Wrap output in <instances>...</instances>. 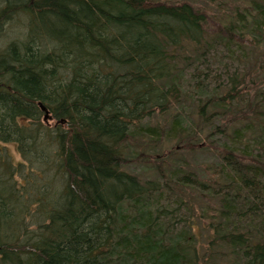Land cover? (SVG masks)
I'll return each mask as SVG.
<instances>
[{
    "label": "trees",
    "instance_id": "trees-1",
    "mask_svg": "<svg viewBox=\"0 0 264 264\" xmlns=\"http://www.w3.org/2000/svg\"><path fill=\"white\" fill-rule=\"evenodd\" d=\"M243 4L212 31L189 3L0 0V37L23 24L0 46V264H264V0ZM171 140L218 163L185 171Z\"/></svg>",
    "mask_w": 264,
    "mask_h": 264
},
{
    "label": "rangeland",
    "instance_id": "rangeland-1",
    "mask_svg": "<svg viewBox=\"0 0 264 264\" xmlns=\"http://www.w3.org/2000/svg\"><path fill=\"white\" fill-rule=\"evenodd\" d=\"M163 2H166L168 4H180V3H189L193 6H195L196 8H200L202 9L206 14H209V20L211 22V30L212 31H217L216 27L219 28L220 24L222 23V20H224V18L232 16L235 12L236 9L238 8L243 9V2H247L246 0H161ZM213 21V22H212ZM217 24V25H216ZM22 22L20 20H14L13 22H11L3 31L2 36L0 37V46H3L5 43L10 42V41H16V38H18L20 36V32H22L23 28H22ZM10 27V28H9ZM12 27V28H11ZM249 48L250 45H248ZM220 60H216L217 62H215V64H217V67L215 68L217 70V74H220L221 71L223 70H227V71H231L232 69H234V67H236L237 62L234 61L235 59H231L230 57H232V55L227 52L226 48L223 47L220 53ZM238 66H241V63L238 64ZM259 83V82H258ZM193 113V107L191 106H186V110L185 112H183L184 117H194V115H192ZM51 116V115H49ZM158 117V116H157ZM156 115L153 117L152 121L146 120L144 122V124L149 123L151 125H155L156 123V119H157ZM190 117V118H191ZM51 117H49L50 119ZM192 120H194L193 118H191ZM196 121V118H195ZM52 121L50 120L49 123H51ZM52 124V123H51ZM217 127L219 126L220 128H222V124L219 125V123L215 124ZM166 136V134H165ZM164 136V137H165ZM133 139V138H132ZM131 139V140H132ZM218 139V137H217ZM138 141L137 139H133L132 143L138 145ZM196 141H198V139H196ZM202 145H200V147L209 144L208 142L205 141H201L200 142ZM155 144L153 143L152 148H150L148 150V152H153L152 149H154ZM166 147H165V151H172L174 149L177 150V142H174L173 140L171 141H167L165 143ZM9 146V145H8ZM157 147V146H156ZM155 147V148H156ZM215 145L212 144V146L210 147V150L208 151H198L196 152V154H193L191 152H189V156H188V152L186 153L185 151H178V154L183 155L184 160L187 162H185V171L186 170H192L193 172H195L196 170H194V167L197 168L198 170L201 169L200 171L197 172H202L203 167H205L206 165L208 167H212L210 165H213L214 163H218L217 159H215V156H217L216 150H214ZM0 148H1V143H0ZM218 148V147H217ZM132 151H140L139 148H136L135 146L131 147ZM8 152L10 154H12L14 162H18L20 161V155L18 153V150L16 148L15 145H10L9 148H7ZM147 150H143L147 151ZM147 154V153H146ZM156 157H159V154H156ZM35 158V157H33ZM215 159V160H214ZM172 163V162H171ZM153 165V164H152ZM154 166V165H153ZM153 166H151V168L145 165H140V164H131L129 166L126 167L127 172L139 176L142 180H154L158 178L157 172H155ZM165 170V169H164ZM48 179L52 178L56 179V176L54 177L53 174L52 176H50L49 174L47 175ZM46 179V180H48ZM36 182V181H34ZM40 183L42 181H39ZM175 189V188H174ZM177 192V191H175ZM190 194H192V192L188 191ZM173 214V213H172ZM172 214H168L169 217H171L170 215ZM180 214V213H179ZM175 216V215H174ZM180 217L176 218V221L173 223V226L175 229H180L182 226V222H180ZM168 222V221H167ZM179 231H176V233H178ZM199 234V233H197Z\"/></svg>",
    "mask_w": 264,
    "mask_h": 264
},
{
    "label": "water",
    "instance_id": "water-1",
    "mask_svg": "<svg viewBox=\"0 0 264 264\" xmlns=\"http://www.w3.org/2000/svg\"><path fill=\"white\" fill-rule=\"evenodd\" d=\"M41 110L45 112V117H44V120L45 122L49 119V111L47 109H45L43 106L41 107Z\"/></svg>",
    "mask_w": 264,
    "mask_h": 264
}]
</instances>
